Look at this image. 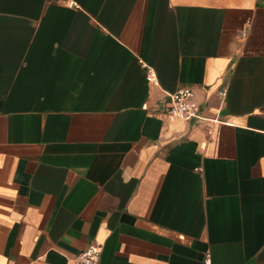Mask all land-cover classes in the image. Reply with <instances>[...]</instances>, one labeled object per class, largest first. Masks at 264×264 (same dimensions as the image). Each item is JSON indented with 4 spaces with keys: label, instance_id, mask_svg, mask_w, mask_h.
<instances>
[{
    "label": "crops",
    "instance_id": "1",
    "mask_svg": "<svg viewBox=\"0 0 264 264\" xmlns=\"http://www.w3.org/2000/svg\"><path fill=\"white\" fill-rule=\"evenodd\" d=\"M89 246L264 264V0H0V264Z\"/></svg>",
    "mask_w": 264,
    "mask_h": 264
},
{
    "label": "built area",
    "instance_id": "2",
    "mask_svg": "<svg viewBox=\"0 0 264 264\" xmlns=\"http://www.w3.org/2000/svg\"><path fill=\"white\" fill-rule=\"evenodd\" d=\"M142 66L146 70L147 80L155 82V73L146 64H142ZM168 97L169 105L166 110L168 118L190 121L197 117L198 110L192 103V92L190 90H178ZM100 253L96 246H89L85 251L75 256L73 264H99Z\"/></svg>",
    "mask_w": 264,
    "mask_h": 264
}]
</instances>
